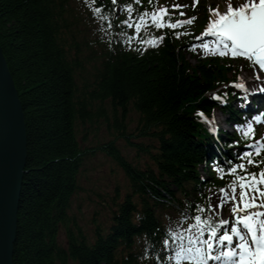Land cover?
<instances>
[{
    "label": "trees",
    "instance_id": "1",
    "mask_svg": "<svg viewBox=\"0 0 264 264\" xmlns=\"http://www.w3.org/2000/svg\"><path fill=\"white\" fill-rule=\"evenodd\" d=\"M119 1L0 0V46L27 134L13 264H161L164 241L177 243L171 237L179 230L176 223H195L197 214L207 220L210 190L235 180L209 167L208 177H201V163H212L206 160L212 136L199 112L208 117L218 106L232 118L240 114L230 103L219 106L210 94L236 80L239 65L209 54H190L192 62L185 49L189 40L170 29L152 30L165 33L157 48L129 46L127 13L117 10ZM197 10L198 28L208 19L204 0ZM129 105L139 115L137 136H150L155 145L131 140ZM96 121L112 126L116 138L85 143L87 130L80 134L78 127ZM118 137L145 153L152 165L128 160ZM96 150L121 169L128 190L119 199L116 188L111 204L98 194L109 223H96L88 234L68 211ZM257 159L264 161L263 154Z\"/></svg>",
    "mask_w": 264,
    "mask_h": 264
},
{
    "label": "snow or ice",
    "instance_id": "2",
    "mask_svg": "<svg viewBox=\"0 0 264 264\" xmlns=\"http://www.w3.org/2000/svg\"><path fill=\"white\" fill-rule=\"evenodd\" d=\"M127 8L131 9L132 5H126ZM173 8H180L181 6L176 4L172 5ZM97 13L101 11L99 7L95 9ZM213 12L216 13L215 19H210L208 21L207 27L204 32H211L215 37L216 41L212 46V50L219 51L221 55L225 52H230L233 57L243 56L255 60L261 69H264V0H250V2L242 3L238 7H233L231 4L228 5L227 11L219 12L218 9L213 8ZM167 12L164 7L158 8L153 11L151 16L152 20L156 23L157 27L164 26V20L162 16ZM183 15V13H181ZM141 21L144 19V15L140 17ZM188 23L190 21H177L175 24L168 21V26L175 28L176 24ZM127 23V21H125ZM137 31L140 29V24L136 25ZM179 35V33H176ZM203 35V33H201ZM160 39V37H154L148 43H154L155 40ZM193 49L197 48V44H192ZM199 47L208 49L209 45L207 42L202 43ZM240 88H244V84L238 85ZM200 116L204 113L200 112ZM249 131L252 129V125L248 124ZM238 167H243V165H238ZM229 172H235V168H229ZM264 181V169L260 172L259 180L255 175L251 178L245 179L241 177L240 188L242 189L239 193L240 199L243 203L244 209L251 208L256 200H249L247 198V192L245 189L252 188L256 189L259 182ZM223 191V189L221 190ZM233 191H235V185L233 186ZM264 196V191L261 192ZM264 202V201H262ZM237 207L232 208V212H237ZM261 213L259 212H247L244 215H237L236 220L242 222L244 228L250 233L252 245L244 239L240 230L237 228L236 224H232L231 233L240 237V243L236 245L235 248H228L223 251L220 255L225 257H232L236 255L239 259L235 262H230V264H264V220L259 219ZM197 234L192 235L189 233L190 245L188 248H181L178 250L176 259H187L193 262V264H206L207 257L210 256L211 249L213 248L212 238L216 235L220 225H225L228 223L225 219H220L215 226L209 220H202L201 215H195ZM259 224L260 232L257 233L256 225ZM192 228L193 225H189ZM210 233L207 239H203L204 232ZM232 234L229 231L224 230L222 235H219L217 242L229 241L233 239ZM175 236V233H172ZM165 244L168 243L167 240L164 241ZM237 249L239 251L237 252Z\"/></svg>",
    "mask_w": 264,
    "mask_h": 264
},
{
    "label": "rangeland",
    "instance_id": "3",
    "mask_svg": "<svg viewBox=\"0 0 264 264\" xmlns=\"http://www.w3.org/2000/svg\"><path fill=\"white\" fill-rule=\"evenodd\" d=\"M247 2L249 1L245 0V3ZM224 11H226V8L223 10V12ZM191 61L194 62V60L192 59ZM237 63L243 65V63H241L240 61ZM260 73L264 74V69H259V65L257 64H255V66L249 71H244L242 69L241 78L243 81L241 84H244V81L251 82L253 81V79H257L258 83L255 81L252 87L254 89H259L261 86H263L262 88H264L262 79L263 75ZM258 74L261 76V78L258 77ZM242 89L243 88H240L241 92ZM234 104L235 106H238L239 101H235ZM215 114L217 115V117H219L221 123L223 121L221 127L223 129H230L229 124L224 123V121L227 119V116L220 110H216ZM138 116V113L132 108L131 105H129L126 117V125L128 132L133 135L131 140L138 143L142 142L143 144L155 145L156 141L154 138L144 135L137 136V134L139 133V131H136L138 126ZM85 128L87 130V133L85 134V143L91 144L98 141L104 142L109 139L116 138V136L114 135L115 131L113 130L112 126L107 128L101 121H96L93 124H90L88 122H85L84 125L80 124L78 127L80 134L84 132ZM115 141L117 145L122 149L127 159L131 162L136 163L141 167H144L148 164L152 165L148 156L142 151H138L135 146L128 145L120 137H118ZM80 185L82 189H80L73 196L72 203L68 212L69 214H74L77 217L79 223L86 233L91 234V230L96 223L105 225L108 218V210L104 205H102V203H100L101 198L100 196H98V194H101L105 198L104 200H107L111 204L109 198L115 195L116 188H118L119 199H121L124 196L125 192L128 190V182L121 169L117 167L115 163L104 153L96 150L95 153L91 155L85 163V170H83L82 176L80 178ZM246 192L247 198L249 200H252L253 194L250 192V190ZM239 193L240 192L236 191H228V189H224L221 192L212 193L209 200L211 205V215L212 217H219L225 220L227 218H230L229 224H236L237 228L244 236V239H246L247 241L248 238L246 228H244L242 224L235 221V213H232L234 204L237 203V201L241 200ZM249 211L253 213H260L259 210H251L250 208L246 209L243 213L246 214ZM261 212L263 213H261L259 219L264 220V211ZM256 230L257 232L260 231L259 224L256 225ZM59 239L62 243H65L66 238L62 231L59 234Z\"/></svg>",
    "mask_w": 264,
    "mask_h": 264
},
{
    "label": "water",
    "instance_id": "4",
    "mask_svg": "<svg viewBox=\"0 0 264 264\" xmlns=\"http://www.w3.org/2000/svg\"><path fill=\"white\" fill-rule=\"evenodd\" d=\"M26 145L22 105L0 46V264H13Z\"/></svg>",
    "mask_w": 264,
    "mask_h": 264
},
{
    "label": "bare ground",
    "instance_id": "5",
    "mask_svg": "<svg viewBox=\"0 0 264 264\" xmlns=\"http://www.w3.org/2000/svg\"><path fill=\"white\" fill-rule=\"evenodd\" d=\"M258 77L260 78V75H258ZM255 81L257 82V79H254L253 81L248 82V84L253 85V83H255ZM22 179H23V175H22ZM12 263H13V254H12Z\"/></svg>",
    "mask_w": 264,
    "mask_h": 264
}]
</instances>
